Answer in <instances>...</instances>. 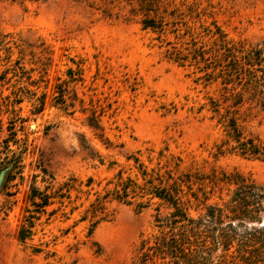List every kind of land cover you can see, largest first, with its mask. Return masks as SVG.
I'll return each mask as SVG.
<instances>
[{
    "label": "rangeland",
    "instance_id": "1",
    "mask_svg": "<svg viewBox=\"0 0 264 264\" xmlns=\"http://www.w3.org/2000/svg\"><path fill=\"white\" fill-rule=\"evenodd\" d=\"M154 3L157 14L141 0H0V36L10 42L0 48V173L19 161L0 185V264H133L142 240L159 233L157 210L168 213L158 200L145 207L148 198L116 199L119 174L144 184L140 165L166 181L180 158L175 176L206 178L194 191L207 187L208 205L230 200L235 186L224 175L264 188V159L221 150L226 131L209 111L215 87L166 58L168 43L211 46L213 23L235 41L263 42L264 0ZM150 19L168 23L166 32L147 28ZM61 87L66 106L57 104ZM39 101L46 105L37 113ZM239 126L264 144V111L242 114ZM35 189L52 197L45 211L32 206ZM24 228L30 233L22 240ZM254 229L264 230V217L246 232ZM220 230L211 235L212 264L223 254L215 244Z\"/></svg>",
    "mask_w": 264,
    "mask_h": 264
},
{
    "label": "trees",
    "instance_id": "2",
    "mask_svg": "<svg viewBox=\"0 0 264 264\" xmlns=\"http://www.w3.org/2000/svg\"><path fill=\"white\" fill-rule=\"evenodd\" d=\"M141 3L149 13L159 12L154 0H141ZM145 24L147 28H153L160 33H165V26L169 25L165 21L158 22L154 19L145 21ZM212 26L213 29L206 28V36L212 40L211 46L200 44L195 39L185 42L180 48L168 43L170 47L166 51V58L182 67L193 68L199 75L196 80L198 84H203L206 88L215 87L216 96L209 98V111L217 116L218 122L226 131L227 140L221 150L226 147L228 151L244 157L264 159V144L245 137L239 126L242 114H251L255 110L264 111V41L256 44L235 41L217 24L213 23ZM172 33L176 37L184 35L177 28ZM7 39L8 36H0V48H6L10 44ZM59 90L61 103L57 104L66 106V90L62 87ZM75 101L84 102L77 95ZM39 102L40 105L36 106L37 113L42 112L46 105L44 101ZM70 106L74 108L75 103ZM94 120L96 121L95 118ZM89 126L98 128L95 123H90ZM102 142L107 149L111 148L103 134ZM135 160L139 162L138 159ZM173 162L176 167L174 171H166V181L164 176L153 175L154 171L151 174L142 165L138 170L144 184H139V179L124 180L122 174L117 176L119 181L116 189L120 188L121 191H116L117 200L131 205V198H148L145 207L158 200L168 210L164 216L157 210L155 222L159 233L142 240L133 264H212L214 250L211 235L218 227L221 230L215 244L222 249L220 264H264V230L259 232L254 229L256 232L249 234L246 232L249 223L262 222L264 188L258 187L254 180L240 174L224 175L221 181L235 186L230 200L222 206L208 205L206 203L211 199L212 192L207 191V187L194 191L197 184L204 187L207 179L197 173H181L175 176L174 172L180 169L182 160L177 158L175 161L173 158ZM12 164L10 177L17 169L19 161L16 159ZM165 167L170 168L168 165ZM210 183L214 181L211 180ZM91 184L92 181L88 187ZM66 185L69 186L67 183ZM30 198L36 212L45 211L51 205L52 197L39 193L36 189ZM202 204L205 205V212L198 217L192 216L191 210L198 211ZM142 205L144 203H140V206L145 208ZM93 206L95 209L92 215L96 216L99 212L98 205L92 204ZM241 229L246 233L242 240L238 239L237 233ZM27 233L30 231L24 228L22 240L27 238Z\"/></svg>",
    "mask_w": 264,
    "mask_h": 264
},
{
    "label": "water",
    "instance_id": "3",
    "mask_svg": "<svg viewBox=\"0 0 264 264\" xmlns=\"http://www.w3.org/2000/svg\"><path fill=\"white\" fill-rule=\"evenodd\" d=\"M10 169H11V168H5V169H3V171L0 173V185H1L2 181H3V179H4L5 174H7V172L10 171Z\"/></svg>",
    "mask_w": 264,
    "mask_h": 264
}]
</instances>
